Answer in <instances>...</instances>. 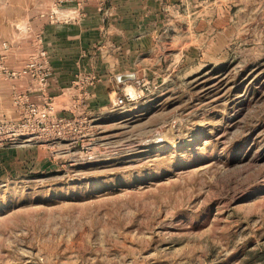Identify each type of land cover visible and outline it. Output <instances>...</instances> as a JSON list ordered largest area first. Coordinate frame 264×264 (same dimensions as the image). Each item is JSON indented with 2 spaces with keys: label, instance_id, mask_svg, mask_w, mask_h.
<instances>
[{
  "label": "rangeland",
  "instance_id": "obj_1",
  "mask_svg": "<svg viewBox=\"0 0 264 264\" xmlns=\"http://www.w3.org/2000/svg\"><path fill=\"white\" fill-rule=\"evenodd\" d=\"M0 264H264V0H0Z\"/></svg>",
  "mask_w": 264,
  "mask_h": 264
},
{
  "label": "built area",
  "instance_id": "obj_2",
  "mask_svg": "<svg viewBox=\"0 0 264 264\" xmlns=\"http://www.w3.org/2000/svg\"><path fill=\"white\" fill-rule=\"evenodd\" d=\"M124 99H127V95L124 96ZM124 99L121 98V97H117L115 99L114 103L117 104V105L122 104Z\"/></svg>",
  "mask_w": 264,
  "mask_h": 264
},
{
  "label": "crops",
  "instance_id": "obj_3",
  "mask_svg": "<svg viewBox=\"0 0 264 264\" xmlns=\"http://www.w3.org/2000/svg\"><path fill=\"white\" fill-rule=\"evenodd\" d=\"M54 70H55V68H54ZM51 83H54V82H52V81H50ZM52 85V84H51ZM55 86H58V80H55ZM17 89H20V88H18V85H17V87H16ZM29 89H31V88H29ZM33 91H35V90H33ZM31 93V92H30ZM33 94H35V92H32Z\"/></svg>",
  "mask_w": 264,
  "mask_h": 264
},
{
  "label": "water",
  "instance_id": "obj_4",
  "mask_svg": "<svg viewBox=\"0 0 264 264\" xmlns=\"http://www.w3.org/2000/svg\"><path fill=\"white\" fill-rule=\"evenodd\" d=\"M132 79V76H123L120 78V80H129Z\"/></svg>",
  "mask_w": 264,
  "mask_h": 264
}]
</instances>
